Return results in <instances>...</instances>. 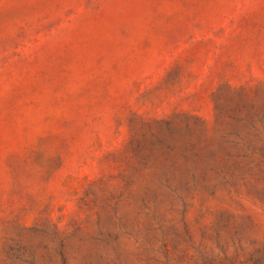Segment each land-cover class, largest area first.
Here are the masks:
<instances>
[{"label": "rangeland", "instance_id": "obj_1", "mask_svg": "<svg viewBox=\"0 0 264 264\" xmlns=\"http://www.w3.org/2000/svg\"><path fill=\"white\" fill-rule=\"evenodd\" d=\"M115 250L264 264V0H0V264Z\"/></svg>", "mask_w": 264, "mask_h": 264}, {"label": "trees", "instance_id": "obj_2", "mask_svg": "<svg viewBox=\"0 0 264 264\" xmlns=\"http://www.w3.org/2000/svg\"><path fill=\"white\" fill-rule=\"evenodd\" d=\"M240 136V134L238 135ZM250 155L257 153V151L255 149H251L248 152ZM220 175L221 176H225V170L224 168L220 170ZM225 178V177H224ZM165 186H167V188H169L173 193L178 194V190L176 187H172L170 181H166L165 182ZM155 222L156 224L159 226V229L165 234V226L159 221V219L155 216ZM111 238V242L115 241L117 239V236L112 237V234L109 235ZM162 248L164 251V254L166 256V258L168 259L169 257V251H168V242L166 239L163 240V244H162ZM33 257L30 259H26V263L27 264H38L37 260L35 259L36 257H34V255H32ZM108 261V264H122V260H121V255L115 250V258H108L106 259Z\"/></svg>", "mask_w": 264, "mask_h": 264}]
</instances>
